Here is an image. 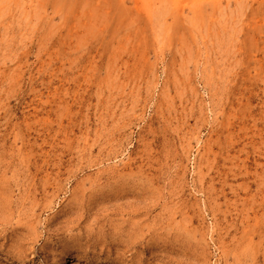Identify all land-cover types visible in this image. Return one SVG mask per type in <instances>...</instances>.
I'll use <instances>...</instances> for the list:
<instances>
[{
    "label": "rangeland",
    "instance_id": "rangeland-1",
    "mask_svg": "<svg viewBox=\"0 0 264 264\" xmlns=\"http://www.w3.org/2000/svg\"><path fill=\"white\" fill-rule=\"evenodd\" d=\"M0 264H264V0H0Z\"/></svg>",
    "mask_w": 264,
    "mask_h": 264
}]
</instances>
